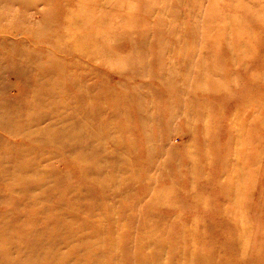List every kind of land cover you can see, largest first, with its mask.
Returning <instances> with one entry per match:
<instances>
[{"label":"rangeland","instance_id":"obj_1","mask_svg":"<svg viewBox=\"0 0 264 264\" xmlns=\"http://www.w3.org/2000/svg\"><path fill=\"white\" fill-rule=\"evenodd\" d=\"M0 264H264V0H0Z\"/></svg>","mask_w":264,"mask_h":264},{"label":"bare ground","instance_id":"obj_2","mask_svg":"<svg viewBox=\"0 0 264 264\" xmlns=\"http://www.w3.org/2000/svg\"><path fill=\"white\" fill-rule=\"evenodd\" d=\"M8 123H9V122H8ZM22 127H23V126H22ZM4 155H5V154H4ZM13 160H14V159H13ZM13 165H14V164H13ZM15 165H16V164H15ZM17 165H18V164H17ZM19 167H20V166H19ZM13 170H14V169H13ZM43 173H44V172H43ZM19 175H20V174H19ZM50 175H51V174H50ZM50 175H49V176H50ZM30 176H31V175H29V178H30ZM16 177H17V176H16ZM32 177H33V176H32ZM19 178H20V177H19ZM36 178H37V177H36ZM53 178H54V177H53ZM53 178H52V179H53ZM56 178H57V177H56ZM56 178H55V179H56ZM20 179H21V178H20ZM40 179H41V178H40ZM31 180H32V178H31ZM34 180H35V179H34ZM36 180H39V179H36ZM49 180H50V179H49ZM9 181L11 182V180H9ZM9 181H8V182H9ZM12 181H13V180H12ZM15 182H16V181H15ZM24 182H25V181H24ZM29 182H30V181H29ZM12 183H13V182H12ZM19 183H20V182H19ZM53 184H54V183H53ZM7 185H8V184H7ZM7 185H6V186H7ZM11 185H12V184H11ZM15 185H16V184H15ZM17 185H18V184H17ZM18 187H19V186H17L16 189H15L16 192H17V188H18ZM22 189H23V188H22ZM12 190H14V189H12ZM12 190H11L10 192H12ZM23 190H25V189H23ZM8 191H9V190H8ZM18 191H19V190H18ZM13 192H14V191H13ZM26 192H27L26 190H25V192L23 191L24 194H25ZM14 193H15V192H14ZM23 193H21V194H23ZM17 194H18V193H17ZM19 194H20V193H19ZM28 195H29V194H28ZM30 195H31V194H30ZM3 200H4V199H3ZM5 200H6V199H5ZM37 201H39V200H37ZM44 201H45V198H44ZM2 202H3V201H2ZM3 203H4V202H3ZM25 203H26V202H25ZM27 203H28V201H27ZM40 204H41V203H40ZM28 205H29V204H28ZM28 205H27V206H28ZM42 205H43V203H42ZM22 207H23V206H22Z\"/></svg>","mask_w":264,"mask_h":264}]
</instances>
